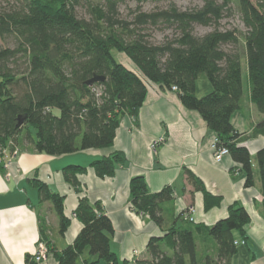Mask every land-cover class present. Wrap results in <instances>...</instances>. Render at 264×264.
<instances>
[{
  "label": "trees",
  "instance_id": "obj_1",
  "mask_svg": "<svg viewBox=\"0 0 264 264\" xmlns=\"http://www.w3.org/2000/svg\"><path fill=\"white\" fill-rule=\"evenodd\" d=\"M176 1L0 0V149L7 142L18 148L19 138L52 157L109 148L121 118H136L147 85L154 84L175 88L181 105L201 116L218 146L227 148L240 165L244 187H252L249 152L235 143L239 134L230 120L244 109L241 58H246L249 101L263 116L251 136L264 135V0H198L200 5L189 8H180ZM147 4L151 8L145 11ZM121 7L127 10L125 17ZM231 18H237L242 29L221 25ZM197 27L209 31L197 34ZM113 52L123 54L134 69L117 61ZM94 76L103 82L87 87ZM199 79L211 86L202 97L195 94ZM125 162L122 153L114 152L90 168L97 177L109 178ZM256 162L264 218V148ZM84 172L71 165L61 173L77 188V176ZM184 175L193 190L203 194L205 211L220 205L221 198L205 191L189 170ZM32 184L40 202L52 205L59 220L57 234L63 236L69 226L64 197L45 183ZM129 193L135 214L163 224V207L174 199L171 187L149 193L140 175L130 180ZM74 215L82 228L61 251L48 235L46 222L39 221L40 242L54 264H77L86 249L89 256L83 264H119L110 250L113 228L100 205L81 197ZM183 221L163 237L150 238L149 258L136 264H228L237 251L234 233L244 236L249 215L234 205L225 219L210 227ZM202 236L215 241L214 257L199 252Z\"/></svg>",
  "mask_w": 264,
  "mask_h": 264
},
{
  "label": "crops",
  "instance_id": "obj_2",
  "mask_svg": "<svg viewBox=\"0 0 264 264\" xmlns=\"http://www.w3.org/2000/svg\"><path fill=\"white\" fill-rule=\"evenodd\" d=\"M121 61L129 69L133 68L124 57ZM210 91L208 83L205 93ZM195 94L202 97L198 94L197 83ZM243 105L244 109L234 112L230 121L239 134L235 143L249 152L254 172V185L250 188L244 187L245 175L230 155L215 163L210 146L216 136L201 116L185 109L174 91L159 85H147V94L136 118L132 120L127 115L121 118L109 148L52 157L35 152L19 138V155L11 160L9 170L0 167V264H32L40 241L41 220L49 227L48 235L57 251L71 245L82 228L74 215L81 197H86L92 205L99 204L109 219L113 228L110 250L119 264L147 260L149 239L161 238L171 227L183 226V214L188 207L194 209V224L210 227L225 219L234 205L246 210L249 223L244 227L243 237L234 233L237 251L228 264H264V218L256 162L257 152L264 148V135L251 136L253 127L263 116L249 101L247 71L243 76ZM156 142L160 143L153 148ZM114 152L122 153L126 162L116 168L112 177H97L90 164ZM71 165L85 168V172L77 176V188L69 185L61 173ZM185 169L201 181L205 191L221 198L219 206L204 210L203 194L195 192L187 182ZM140 175L149 193H157L165 187L174 190L173 201L163 207L161 226L131 210L129 182ZM34 180L45 183L64 197V215L69 226L63 236L57 234L59 220L52 205L40 202L37 188L32 184ZM198 250L202 255L214 257L215 241L202 236ZM136 252L139 258L133 260ZM88 256L86 249L80 257L81 264ZM42 264H54L52 255L47 254ZM98 264L107 263L100 261Z\"/></svg>",
  "mask_w": 264,
  "mask_h": 264
},
{
  "label": "built area",
  "instance_id": "obj_3",
  "mask_svg": "<svg viewBox=\"0 0 264 264\" xmlns=\"http://www.w3.org/2000/svg\"><path fill=\"white\" fill-rule=\"evenodd\" d=\"M172 91H175V88H173ZM157 143L160 142L154 143L155 145H153V148H155ZM210 151L212 152L213 160L217 164L220 163L224 157L229 155L227 148L218 146V141L216 138L213 140L210 146ZM18 155L19 149L13 147L12 143L9 142V144L0 149V167L9 170L11 166V160L17 157ZM7 176L9 177L10 174L7 173ZM193 213L194 209L192 207H188L183 214L184 219L188 220L189 222H193ZM235 245H237V243H235ZM47 254L48 251L45 244L39 241L36 245L35 252L32 257V262L34 264H42L46 260Z\"/></svg>",
  "mask_w": 264,
  "mask_h": 264
},
{
  "label": "rangeland",
  "instance_id": "obj_4",
  "mask_svg": "<svg viewBox=\"0 0 264 264\" xmlns=\"http://www.w3.org/2000/svg\"><path fill=\"white\" fill-rule=\"evenodd\" d=\"M176 4L180 7V8H189V7H192V6H198L201 4L200 1L198 0H177L176 1ZM130 5H134V4H130ZM134 7V6H133ZM151 8L150 5H145L144 7V10L145 11H148L149 9ZM121 11H122V16L125 17L126 14H127V10L124 8V7H121ZM221 25L224 26V27H236V28H240L242 29L241 27V24L239 23V21L237 20V18H231V19H225L221 22ZM228 25V26H227ZM209 31L208 29H205V28H201V27H197L196 29V33L197 34H204L205 32ZM1 44V43H0ZM113 55H114V58L119 62H123L121 61V58L125 56L123 54H118L117 52H113ZM126 59V58H125ZM127 60V59H126ZM125 61V60H124ZM128 61V60H127ZM124 65V64H123ZM134 69V68H132ZM241 71H242V74L243 76L245 77V73H246V58H241ZM208 85V82L206 80H203V79H199L197 81V91H198V94L204 96L206 95L205 93V90H206V87ZM30 131L32 132L33 134V137H34V130L33 129H30ZM138 253H134L133 255V260L139 258L138 256ZM81 258L78 260L77 264H81ZM135 264L137 263V261L134 262Z\"/></svg>",
  "mask_w": 264,
  "mask_h": 264
},
{
  "label": "water",
  "instance_id": "obj_5",
  "mask_svg": "<svg viewBox=\"0 0 264 264\" xmlns=\"http://www.w3.org/2000/svg\"><path fill=\"white\" fill-rule=\"evenodd\" d=\"M104 78L103 77H97L94 76L92 79L88 80L85 85L87 87H91L94 83H98V82H103Z\"/></svg>",
  "mask_w": 264,
  "mask_h": 264
}]
</instances>
